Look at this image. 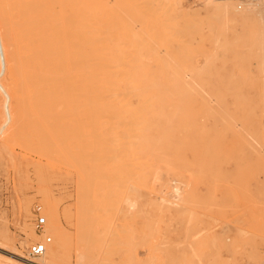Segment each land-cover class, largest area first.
Masks as SVG:
<instances>
[{"label":"rangeland","instance_id":"rangeland-1","mask_svg":"<svg viewBox=\"0 0 264 264\" xmlns=\"http://www.w3.org/2000/svg\"><path fill=\"white\" fill-rule=\"evenodd\" d=\"M70 1L0 0V264H264V0Z\"/></svg>","mask_w":264,"mask_h":264},{"label":"crops","instance_id":"crops-1","mask_svg":"<svg viewBox=\"0 0 264 264\" xmlns=\"http://www.w3.org/2000/svg\"><path fill=\"white\" fill-rule=\"evenodd\" d=\"M86 1V0H85ZM81 3V0H80ZM70 4H78L77 0L70 1ZM16 9V8H15ZM80 9V8H79ZM18 11V8L16 9ZM78 10V9H77ZM83 11V9H81ZM78 12H76L77 14ZM80 14V13H79ZM87 24L83 19H79L78 21H75V24L71 23H65L64 26H61V31H67V34L71 31V38H67L66 40L61 39H50V48H54L56 55L60 58L66 59V61L74 60L76 57H80L79 60L85 61L87 59H90L92 57L88 56V54L85 53V46L87 45V41L89 39H86V29ZM79 30L82 33H84L85 39H76L74 31ZM85 42V43H84ZM61 51H64V53H61Z\"/></svg>","mask_w":264,"mask_h":264},{"label":"bare ground","instance_id":"bare-ground-1","mask_svg":"<svg viewBox=\"0 0 264 264\" xmlns=\"http://www.w3.org/2000/svg\"><path fill=\"white\" fill-rule=\"evenodd\" d=\"M180 0H175V3H179ZM230 5V2H225V1H220V0H215V3H214V7L216 9V11H220L222 13H224L225 15L224 16H228L227 14V9H228V6ZM234 8V6H233ZM221 14V13H220ZM223 16V17H224ZM229 21V20H228ZM246 21V20H245ZM244 22V21H243ZM247 22V21H246ZM245 23V22H244ZM249 23V22H248ZM248 25V24H247ZM263 30H264V24H263ZM262 40L264 41V31H263V34H262ZM44 241V240H43ZM52 241V239H51ZM65 242H66V237H64V234L62 233L60 236H59V240L58 242L56 243V247H55V250L53 252H51L49 249H48V246H47V250L46 252L44 253L43 256H41V258H39V260L37 261L38 263L36 262H32V264H54L55 262H58L59 261V252H60V248L63 247L65 245ZM1 247V246H0ZM14 254L16 256H19L17 255V253L14 251ZM23 258V257H21ZM9 261L12 263V264H31V261L27 260L26 259V262L27 263H24L20 260H18L17 258H9ZM25 259V258H24ZM10 264V263H9Z\"/></svg>","mask_w":264,"mask_h":264},{"label":"built area","instance_id":"built-area-1","mask_svg":"<svg viewBox=\"0 0 264 264\" xmlns=\"http://www.w3.org/2000/svg\"><path fill=\"white\" fill-rule=\"evenodd\" d=\"M41 208L37 207L35 209V230L38 233H44L46 229V219L41 214ZM51 243V238L47 237L44 241L36 242L28 249L27 256L28 258H39L44 255L47 250V246Z\"/></svg>","mask_w":264,"mask_h":264}]
</instances>
